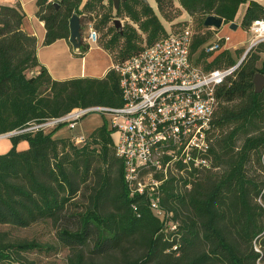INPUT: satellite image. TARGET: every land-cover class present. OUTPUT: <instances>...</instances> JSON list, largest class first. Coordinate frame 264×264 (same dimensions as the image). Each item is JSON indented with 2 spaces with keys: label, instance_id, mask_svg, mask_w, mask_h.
Returning a JSON list of instances; mask_svg holds the SVG:
<instances>
[{
  "label": "trees",
  "instance_id": "trees-1",
  "mask_svg": "<svg viewBox=\"0 0 264 264\" xmlns=\"http://www.w3.org/2000/svg\"><path fill=\"white\" fill-rule=\"evenodd\" d=\"M37 0V18L46 28L45 46L66 40L78 57L90 50L82 38L70 42V21L83 31L93 22L98 44L120 64L167 35L151 4L126 0ZM171 27L194 29L192 58L206 71L236 65L243 54L225 49L215 58L203 46L218 33L204 27L209 16L232 24L247 0H154ZM58 4L59 8L55 5ZM83 6V7H82ZM187 13L188 20L177 22ZM20 4L0 5V136L63 117L76 108L124 105L120 74L103 78L55 80L37 55L38 40L24 31ZM129 18L122 30L114 20ZM264 21V5L250 2L241 27L249 32ZM225 44V39L217 40ZM264 43L253 48L237 72L217 91L210 158L191 190L176 193L170 183L163 204L180 224L165 230L144 198H130L123 161L117 157L107 123L81 145L74 138L54 139L64 126L11 136L12 148L0 155V264H34L25 254L55 252L36 240L15 239L2 227L25 229L52 222L58 242L70 250L67 264H264V90L254 78L264 75ZM27 141L26 150L18 144ZM140 247L131 257L126 250ZM121 258L114 256L119 255Z\"/></svg>",
  "mask_w": 264,
  "mask_h": 264
},
{
  "label": "built area",
  "instance_id": "built-area-1",
  "mask_svg": "<svg viewBox=\"0 0 264 264\" xmlns=\"http://www.w3.org/2000/svg\"><path fill=\"white\" fill-rule=\"evenodd\" d=\"M86 41L98 43L99 34L90 22ZM251 50L264 43V21H256ZM191 19L185 27L167 33L114 69L120 74L124 105L119 108H76L69 114L32 125L8 135L60 126L74 130L91 114L104 118L116 155L123 161L124 181L130 198H144L165 230L176 231L180 222L163 204L170 183L176 193L189 191L199 171L210 169L213 121L217 91L240 67L206 71L194 64ZM225 44L230 41L225 37ZM225 44L208 42L203 49L216 54ZM86 137H76L81 145Z\"/></svg>",
  "mask_w": 264,
  "mask_h": 264
},
{
  "label": "crops",
  "instance_id": "crops-1",
  "mask_svg": "<svg viewBox=\"0 0 264 264\" xmlns=\"http://www.w3.org/2000/svg\"><path fill=\"white\" fill-rule=\"evenodd\" d=\"M87 1L88 0H84L83 5H85ZM253 1L264 5V0ZM36 3L37 0H0V5L16 6L20 4L22 6L26 13V17L23 21L22 27L28 34L33 35L37 38L38 58L40 62L48 69L49 73L55 80H68L85 77L103 78L106 76L110 69L114 68L115 64L113 62L112 56L98 43H90L89 52L82 58H78L73 54L70 44L66 40H58L52 45L45 46L44 41L46 38V28L44 22L40 21L36 16ZM176 5L179 6L178 0H176ZM246 10H244L243 13H245ZM185 16H187L188 19L190 18L187 13L183 14V17ZM239 27H241V25H238V29ZM87 33L88 28L83 31V37L85 40L87 37ZM231 35L233 37V42H231V38L230 36H228L230 38V41L225 44V49H235L247 42V38L245 39L241 35L232 33ZM216 36L217 38H219L218 33L216 34ZM93 118L94 119H90L91 122L82 120L74 130H70L67 127L59 129L55 133L54 139L76 138L81 136L87 137L91 135V133H93L97 128L103 125V117L95 115V117ZM95 120L98 121V125L96 126V128H93L94 124L92 122ZM87 131H89V134ZM10 138V135L0 136V155L4 154V150H11L13 144L10 143ZM28 147L29 143L27 141H21L18 144V150H26Z\"/></svg>",
  "mask_w": 264,
  "mask_h": 264
},
{
  "label": "rangeland",
  "instance_id": "rangeland-1",
  "mask_svg": "<svg viewBox=\"0 0 264 264\" xmlns=\"http://www.w3.org/2000/svg\"><path fill=\"white\" fill-rule=\"evenodd\" d=\"M252 1L253 0H247V2L244 3L242 5V7L240 8L238 16H237L236 21H235V23L238 24L239 26L241 25L242 19H243L244 14H245V13H243L244 10L247 9L250 2H252ZM149 2L151 4V6L153 7L154 11L156 12V14L159 16V18L163 24V27L167 33L171 32V31H175L180 27V26L179 27H177V26L171 27L170 23L164 21L160 17V15L157 11V6H156L155 2L153 0H149ZM187 19H188L187 16H185V17L182 16L181 18H179V20L177 22L182 23L183 21H186ZM119 20L122 21L123 26H125L126 23L134 25L129 18L119 19ZM134 26L136 27V29H138V26H136V25H134ZM139 33L142 36V39L140 40V45L142 47H146L147 46V36H146V34L142 33L141 31H139ZM231 33L241 35L245 39L247 38V42L245 44L238 46L235 49H231V50L229 49L233 53L237 49H242L246 52L251 47V43L256 36V34H254V32H252V30H250L249 32H246L245 30H243V28L239 27V29L234 31L231 29L230 25H227V24H224L222 26V28L218 31L220 39L230 36L231 42H233V37H232ZM219 38H217V36L215 35L211 41L212 42H214V41L218 42L217 40H219ZM231 44H233V43H231ZM224 50H221V51L217 52L216 54H214L213 58H215L217 55H219ZM262 57L264 58V54H262ZM95 115H97V114H91L88 117H86L85 119H83V121L91 122L90 119H94L93 117H95ZM102 122H103V124L106 123L104 118H103ZM92 123L94 124L93 128H96V126L98 125V121L95 120ZM87 132L89 134V131H87ZM6 135L9 136L8 134H6ZM6 135H3V136H6ZM9 141H10V143H12L11 139ZM7 150H4V154H6L9 151V150L8 151ZM2 229L4 231L9 232L10 235L12 236V238L36 240L40 243L48 244V245H51V246H54L57 248V250L55 252H51V253H48V252L37 253V252H35V253L25 254V257L28 261L34 262V264H67L68 257L70 256V250L63 247L58 242V239L56 236L57 229H56L55 225H53L52 222H46V223L33 225V226H31L29 228H25V229L13 228L10 226H4V227H2ZM126 252L129 256L134 257V256H138L139 254H141L142 250L138 246H136V247L131 246L129 249L126 250ZM114 257L121 258L120 254L116 255Z\"/></svg>",
  "mask_w": 264,
  "mask_h": 264
},
{
  "label": "water",
  "instance_id": "water-1",
  "mask_svg": "<svg viewBox=\"0 0 264 264\" xmlns=\"http://www.w3.org/2000/svg\"><path fill=\"white\" fill-rule=\"evenodd\" d=\"M125 1L126 0H113L114 9L116 11H118L121 3L125 2ZM143 1L149 3L148 0H143ZM55 6L57 8H59L58 4H56ZM114 25L118 30L123 29L122 21L119 19L114 20ZM223 25H224V19H222L221 17H218V16H209L204 22L205 28L211 29V30H216V31H219ZM230 27L233 30L238 29V25L235 23H232L230 25ZM82 29H83V27H82L80 18L77 15L73 16V18L70 21V33H71L70 42L75 49H79V47H80V44H81V41L83 38V30ZM250 51H251V47L245 52V54L243 55V57L239 61L240 64L244 61V59L246 58L247 54ZM253 82L255 85V93L260 94L264 90V75H262V74L256 75Z\"/></svg>",
  "mask_w": 264,
  "mask_h": 264
}]
</instances>
